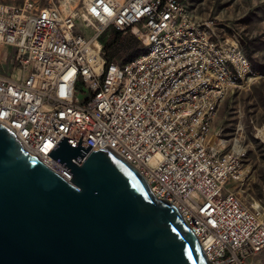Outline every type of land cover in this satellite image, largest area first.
<instances>
[{"label":"built area","instance_id":"obj_1","mask_svg":"<svg viewBox=\"0 0 264 264\" xmlns=\"http://www.w3.org/2000/svg\"><path fill=\"white\" fill-rule=\"evenodd\" d=\"M40 2L0 3V58L15 49L21 73L0 74V123L68 181L50 156L64 137L109 146L178 209L212 263L255 264L264 209L228 188L245 178L246 151L212 134L223 100L257 77L239 38H221L182 0ZM107 28L132 30L145 50L110 59Z\"/></svg>","mask_w":264,"mask_h":264},{"label":"water","instance_id":"obj_2","mask_svg":"<svg viewBox=\"0 0 264 264\" xmlns=\"http://www.w3.org/2000/svg\"><path fill=\"white\" fill-rule=\"evenodd\" d=\"M91 147L64 137L51 153L68 181L0 123V264H214L136 167Z\"/></svg>","mask_w":264,"mask_h":264},{"label":"rangeland","instance_id":"obj_3","mask_svg":"<svg viewBox=\"0 0 264 264\" xmlns=\"http://www.w3.org/2000/svg\"><path fill=\"white\" fill-rule=\"evenodd\" d=\"M61 1V2H60ZM55 0L56 5L64 0ZM67 8H82L86 0H70ZM200 20L209 24L221 38L237 36L243 51L252 62L257 77L252 82L231 92L220 104L212 125V134L225 139L228 148L232 140L240 138L246 151L245 178L230 181L228 188L248 203H258L264 209V142L260 132L264 128V0H182ZM25 0H0V3L21 6ZM60 2V3H59ZM48 7L50 0H41ZM65 9V8H63ZM64 11H68L65 9ZM93 34L84 22L80 30ZM117 31L107 28L101 37L107 47V56L126 62L144 50V44L135 32L117 37ZM0 74L20 75L13 48H2ZM255 264H264V250L254 258Z\"/></svg>","mask_w":264,"mask_h":264},{"label":"trees","instance_id":"obj_4","mask_svg":"<svg viewBox=\"0 0 264 264\" xmlns=\"http://www.w3.org/2000/svg\"><path fill=\"white\" fill-rule=\"evenodd\" d=\"M116 31H117V30H116ZM116 33H117V37H120V36L124 35V33H123V32H120V31H117ZM107 49H108V48L105 46V47H104V50L107 51ZM106 53H107V52H106ZM132 59H133V58H132ZM130 60H131V59H130Z\"/></svg>","mask_w":264,"mask_h":264},{"label":"bare ground","instance_id":"obj_5","mask_svg":"<svg viewBox=\"0 0 264 264\" xmlns=\"http://www.w3.org/2000/svg\"><path fill=\"white\" fill-rule=\"evenodd\" d=\"M262 131V130H261Z\"/></svg>","mask_w":264,"mask_h":264}]
</instances>
